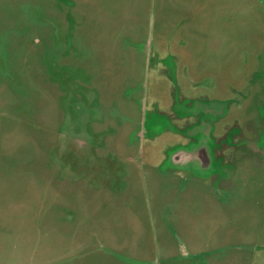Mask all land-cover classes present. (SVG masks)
<instances>
[{
	"label": "rangeland",
	"instance_id": "obj_1",
	"mask_svg": "<svg viewBox=\"0 0 264 264\" xmlns=\"http://www.w3.org/2000/svg\"><path fill=\"white\" fill-rule=\"evenodd\" d=\"M55 263L264 264V0H0V264Z\"/></svg>",
	"mask_w": 264,
	"mask_h": 264
},
{
	"label": "crops",
	"instance_id": "obj_2",
	"mask_svg": "<svg viewBox=\"0 0 264 264\" xmlns=\"http://www.w3.org/2000/svg\"><path fill=\"white\" fill-rule=\"evenodd\" d=\"M68 51H70V49H67ZM66 54H67V56H68V58H77V57H80V53L78 52V51H76V49H74L73 51L71 50L70 51V54H68L67 52H66ZM75 70H80V68L79 69H74V71ZM75 118H79V121H81V113L80 114H76L75 115ZM78 130V129H77ZM84 141V144L83 145H81V143H82V141H79V145L77 146V149H76V147H74V149L73 150H76V151H78V150H81V147L85 150V143H86V140L84 139L83 140ZM76 146V145H75ZM197 148H194V150L193 149H191L190 151L188 150V149H182V151H180V153L183 155V153H193L195 150H196ZM252 149H259L258 147H253ZM69 151H71V149L68 147H65L64 146V148H63V153H68ZM198 152V151H197ZM179 153V152H178ZM182 155H177V154H175L172 158L173 159H171V162H172V165H173V168L174 169H177V170H180V169H184V170H187L188 168H192L193 167V165H191L190 164V162L188 161L189 159H192L193 157H189V159L188 160H184V159H181V158H184V156H182ZM216 157L219 159V155L217 154L216 155ZM195 158V157H194ZM201 159H205V157L203 156ZM223 159H224V161H225V157H223ZM205 161V160H204ZM199 163V162H198ZM208 164H210V163H207L206 165H208ZM63 166H61V167H59V169L61 170V169H64L65 170V172L67 173V175H68V178H71V176H75V177H77L78 176V179H73L74 181H77V183L78 184H80L81 182H84V181H86L87 180V177H88V170H87V166H86V162H85V164H84V162H82L81 161V158L79 157V159L78 160H75L73 163H71V162H68V163H63L62 164ZM54 167H56L57 165H53ZM62 167H65V168H62ZM194 167H196V168H200V167H198V164H197V166H194ZM194 176H196L195 174H193ZM211 175H213L214 176V174H211ZM69 180H71V179H69ZM77 186V185H76ZM78 188H80V186H78ZM69 198H66V199H64L62 202V206H59V208H58V211L60 212L59 213V216H57V218H58V223L59 224H63V225H65V224H68V222L70 221V223L68 224L69 226H71V227H74V226H76L77 228H79L80 227V225H81V217H82V215H79L78 217H79V220H77L78 218H77V216L76 215H74V214H72V210L73 209H75V208H77V206H75L74 205V201H78V200H80V198H81V194H70L69 193V196H68ZM65 200H67L68 201V203H67V201H66V203L64 202ZM71 202V203H70ZM72 209V210H71ZM71 212V213H70ZM77 212H83L82 210H79V211H77ZM81 243H78V246L80 245ZM186 248V247H185ZM199 253V252H198ZM198 253H195V252H192V253H188V251L187 250H185V255L187 256V257H196V256H198ZM145 257H144V254H143V256H141V258H133V260H135V261H137V262H145V261H142L143 259H144ZM144 260H146V259H144ZM58 263V262H57ZM56 264V263H55Z\"/></svg>",
	"mask_w": 264,
	"mask_h": 264
}]
</instances>
